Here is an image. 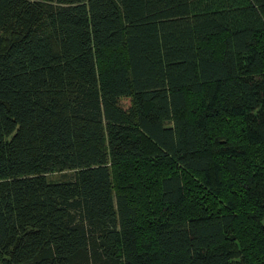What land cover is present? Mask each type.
Listing matches in <instances>:
<instances>
[{
    "label": "trees",
    "instance_id": "trees-1",
    "mask_svg": "<svg viewBox=\"0 0 264 264\" xmlns=\"http://www.w3.org/2000/svg\"><path fill=\"white\" fill-rule=\"evenodd\" d=\"M0 264H264V0H0Z\"/></svg>",
    "mask_w": 264,
    "mask_h": 264
},
{
    "label": "rangeland",
    "instance_id": "rangeland-1",
    "mask_svg": "<svg viewBox=\"0 0 264 264\" xmlns=\"http://www.w3.org/2000/svg\"><path fill=\"white\" fill-rule=\"evenodd\" d=\"M69 174V172L51 174L47 176V179L51 181H64L68 178Z\"/></svg>",
    "mask_w": 264,
    "mask_h": 264
}]
</instances>
